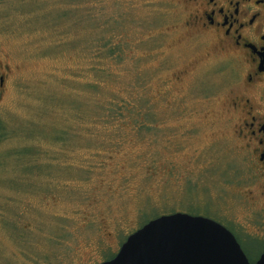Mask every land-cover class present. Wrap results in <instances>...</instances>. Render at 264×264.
I'll return each mask as SVG.
<instances>
[{"label":"rangeland","instance_id":"374dc122","mask_svg":"<svg viewBox=\"0 0 264 264\" xmlns=\"http://www.w3.org/2000/svg\"><path fill=\"white\" fill-rule=\"evenodd\" d=\"M190 15L185 0H0V264H99L160 213L252 227L237 67Z\"/></svg>","mask_w":264,"mask_h":264},{"label":"flooded vegetation","instance_id":"af4514ba","mask_svg":"<svg viewBox=\"0 0 264 264\" xmlns=\"http://www.w3.org/2000/svg\"><path fill=\"white\" fill-rule=\"evenodd\" d=\"M185 2L191 11L187 27L213 39L237 67L230 112L243 157L259 182L261 203L251 219L253 228L233 220L220 222L255 264L264 253V0ZM7 68L0 65V89Z\"/></svg>","mask_w":264,"mask_h":264},{"label":"water","instance_id":"95a60500","mask_svg":"<svg viewBox=\"0 0 264 264\" xmlns=\"http://www.w3.org/2000/svg\"><path fill=\"white\" fill-rule=\"evenodd\" d=\"M100 264H252L235 235L212 217L177 211L131 233ZM255 264H264V253Z\"/></svg>","mask_w":264,"mask_h":264},{"label":"trees","instance_id":"16d2710c","mask_svg":"<svg viewBox=\"0 0 264 264\" xmlns=\"http://www.w3.org/2000/svg\"><path fill=\"white\" fill-rule=\"evenodd\" d=\"M7 134V130H6V124L5 122L0 118V141L4 139V137H6ZM191 214H195L193 212H190ZM163 215L162 213H160L158 216ZM157 216V217H158ZM217 220V219H216ZM219 221V220H218ZM114 257V256H113Z\"/></svg>","mask_w":264,"mask_h":264}]
</instances>
